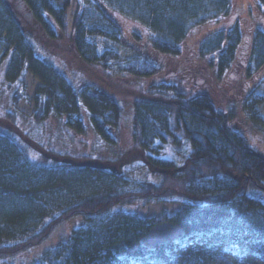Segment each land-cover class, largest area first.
Returning <instances> with one entry per match:
<instances>
[{
  "label": "trees",
  "instance_id": "obj_1",
  "mask_svg": "<svg viewBox=\"0 0 264 264\" xmlns=\"http://www.w3.org/2000/svg\"><path fill=\"white\" fill-rule=\"evenodd\" d=\"M20 4L41 39L70 37L74 69L41 54ZM253 4L247 24L233 0H0V264L64 222L67 236L27 264H179L167 253L180 240L143 242L163 222L183 239L216 231L228 252L264 239V157L244 135V122L264 125V5ZM120 18L147 32H131L134 55L99 52L87 36L125 37ZM26 72L41 81L30 114L18 108ZM88 130L100 143L86 153L78 136ZM156 204L172 208L141 213Z\"/></svg>",
  "mask_w": 264,
  "mask_h": 264
},
{
  "label": "rangeland",
  "instance_id": "obj_2",
  "mask_svg": "<svg viewBox=\"0 0 264 264\" xmlns=\"http://www.w3.org/2000/svg\"><path fill=\"white\" fill-rule=\"evenodd\" d=\"M254 2H260L264 5V0H233L235 5L239 4L243 7L241 11L244 14V23L248 24L251 22L250 20L256 18V10L253 4ZM19 6L20 7L16 11L18 15L21 13L19 15L20 26L27 33H29L32 38H35V40L41 43V54L47 56L62 68H67L68 70L74 69L78 63L75 62V59L70 52V48L72 47L71 40L69 39L70 37L67 36V34L63 35L60 33L56 39H52L47 36L41 39L39 26L34 22L30 15L28 16V11L25 6L22 4ZM75 7V2L71 1L70 7L67 10V16L69 18L75 11ZM235 10L237 11L238 8L236 7L234 11ZM257 20L259 21V19ZM119 22L125 28L124 35L126 38L122 37L120 39H112L102 35H88L87 39L93 42L99 52L106 49H112L122 57L134 55V49L129 46L128 42L131 38V32L137 31L142 37H145L147 32L142 30L138 24L132 20L120 18ZM223 22L226 23L225 20H223L222 23ZM214 24L215 22H209L195 28L191 32L188 42H195L198 36ZM239 78H241L240 68L238 69V73L235 72L231 80L236 82ZM24 82L27 99L25 101H19L18 108L22 110V112L30 114L34 107L32 97L36 89L40 87L41 81L33 73L26 72ZM243 88H248V85L241 86V90L237 93L238 95L243 93ZM3 92L4 90H1L0 95ZM0 100L7 102V96L4 95ZM131 114V103L127 100L123 103V119L119 135V146L122 150L128 149L131 144ZM16 125L18 128L23 130L26 128V125L18 120ZM244 135L247 137L251 147L264 157V125L255 121L244 122ZM78 138L82 143L86 144V153L89 151L91 145L94 144L96 147L100 143V141L89 130L85 135L78 136ZM162 207H166L168 209L172 208L170 205L162 206L161 204H156L148 206V208L141 213L146 212L147 214H155ZM70 224V222L60 224L56 227L53 233H51L50 237L46 241L30 248L27 252L20 254L12 260H14L16 264H27L35 260L44 250L56 245L64 239L65 236H67ZM183 234L184 231L181 227L172 223L163 222L156 224V226L150 230L148 235L143 238V242L148 247H154L163 242H175L180 240L181 242H177L176 247L167 253L170 260L179 264H264V239L254 241L253 248H251L250 251L228 252L219 248V241L217 238L219 233L216 231L207 236L195 235L191 237H184V239ZM205 244H210L211 246L204 247L202 250L199 249L197 252L191 250L195 247H202Z\"/></svg>",
  "mask_w": 264,
  "mask_h": 264
}]
</instances>
